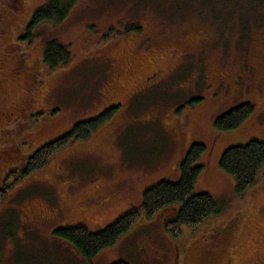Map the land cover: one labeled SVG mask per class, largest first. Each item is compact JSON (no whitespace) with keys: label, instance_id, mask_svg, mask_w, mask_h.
I'll list each match as a JSON object with an SVG mask.
<instances>
[{"label":"rangeland","instance_id":"obj_1","mask_svg":"<svg viewBox=\"0 0 264 264\" xmlns=\"http://www.w3.org/2000/svg\"><path fill=\"white\" fill-rule=\"evenodd\" d=\"M45 2L0 0V110L17 111L21 122L28 117L26 128L2 125L0 151L17 143L11 160L23 159L75 123L115 110L88 139L58 151L43 169L23 179L11 171L0 178V264H264V166L243 199L219 167L227 148L264 141V0H77L62 23L41 24L30 43L23 41L19 36L31 14ZM135 20L155 37L166 22V46L155 52L166 51V68L142 85L157 64L133 67L120 75L116 92L104 96L109 77L101 43L132 37L127 32ZM52 39L68 47L71 60L46 71L40 51ZM249 65L258 68L253 79L244 71ZM240 74L249 90L237 89ZM243 103L253 106L252 114L217 133L214 120ZM193 143L205 147L194 193L211 195L220 216L188 232L183 228L173 242L163 214L144 220L140 212L131 230L89 260L54 235L61 204L84 207L63 227L89 232L140 209L147 188L177 180L171 170ZM12 164L6 166L18 172ZM41 213L54 217L40 219ZM234 217L238 222L231 227Z\"/></svg>","mask_w":264,"mask_h":264},{"label":"trees","instance_id":"obj_2","mask_svg":"<svg viewBox=\"0 0 264 264\" xmlns=\"http://www.w3.org/2000/svg\"><path fill=\"white\" fill-rule=\"evenodd\" d=\"M76 1L46 0L43 6L31 14L19 38L30 43L33 38L32 32L37 26L44 23L52 25L62 23ZM70 60L71 54L68 47L57 40H48L42 45L40 63L46 71L60 69L69 64ZM114 110L115 108L110 107L91 119L77 122L68 131L43 143L27 157L26 164L20 171L12 170L10 176L23 179L43 169L55 153L73 142L88 139L98 127L110 119ZM252 112L253 106L249 103L237 105L214 120V129L217 133L233 130ZM204 150L205 147L202 144H191L179 163L171 170L173 174L178 175L177 180L171 182L161 179L147 188L143 193L140 209L129 210L98 232H89L84 226L73 228L58 226L54 235L67 241L82 257L89 260L112 247L121 235L131 230L141 212L144 220L163 214L161 218L163 228L175 242L182 236L183 228L186 232L191 231L221 215L220 208L211 195L194 193L196 180L203 172V165L198 159ZM263 166L264 141L262 140H250L244 145L229 147L222 153L219 160V167L233 177L237 196L241 199L258 183ZM4 187L9 188L7 185ZM232 220L231 227L238 222V218L234 217ZM226 227L227 225L223 230ZM226 232L227 228L223 234ZM110 264L128 263L117 260Z\"/></svg>","mask_w":264,"mask_h":264},{"label":"flooded vegetation","instance_id":"obj_3","mask_svg":"<svg viewBox=\"0 0 264 264\" xmlns=\"http://www.w3.org/2000/svg\"><path fill=\"white\" fill-rule=\"evenodd\" d=\"M134 22H135L134 27L130 28L129 30L130 32H127L128 33L127 35L130 34L132 35V37L130 38L116 37L104 43L100 42L101 45L105 46V50L103 51L100 58L101 65L102 67L103 66L105 67L104 71H107V77H109L105 81L103 86V89L105 90L103 93L104 96L114 94L117 90V84H118L117 82L120 75L122 73H126L128 70L132 69L133 67L145 70V68H148L153 64H157L155 67L153 65V67L150 69V70L153 69L154 70L142 81V85L153 81L166 68V61L168 57L166 51H163V53L161 54L155 53L162 46H166V41H164V39H166V22H160L164 25V27L162 28L160 34H158L159 35L158 37L152 36L150 32L147 31V25L144 22L142 23L141 21L138 20H135ZM160 37L163 38V41L159 40ZM262 42L264 43V38L262 39ZM173 43H175L176 45H181L182 41L173 39ZM174 50L175 48H173L172 51ZM153 57H155L156 60ZM260 61L264 63V54L262 55ZM29 67L30 66H26V68ZM257 69L258 68H256V66L249 65L247 69L244 71L245 73H247L248 76H252L249 77L250 79H253ZM223 74L224 73L222 72L220 75L222 76ZM226 75L227 74H225L224 76ZM244 80L245 79L242 78V74L237 75L236 83L239 84V87L237 89L241 88L244 91H246L251 88L250 84H248ZM221 82L224 84L225 82L224 77ZM219 84L223 86L221 83ZM137 86L136 88H138ZM226 92L228 93V90H226ZM30 104H32V102ZM39 109H41V107H39ZM18 117L21 118V116H18L17 111L16 113L15 112L9 113L0 110V131L3 132V128L1 127L4 124H11L13 127L12 130L14 129V131H16L18 127L23 125L24 128H26V120L28 117L25 118L24 122H21ZM180 133L181 132H179V134ZM19 145H21V143ZM9 146L10 148L6 149V151L4 152L0 151V170H2L3 173L1 174L0 178H4V176L9 174V171H12L14 169V168L10 169L8 166H6L9 162L14 163L10 166L13 167L15 166V169L18 166L17 170H19L21 169V167H23L26 164V159L28 157V155H26L23 157V159L18 158L11 160V158L14 157V149L15 151L16 149H18V144L17 143L10 144ZM2 186H6V184H2ZM60 206L61 208H58V214L60 216V223L58 224L59 226H63L65 224V221H67L75 213L80 214L81 209H79V207L84 209V207L80 205L69 206L67 204H64L62 206L61 204ZM38 216L40 219H45V217L48 218L54 217L53 213H49L46 216H44V214L41 213V215L38 214ZM45 220H49V219L46 218ZM224 264L226 263L224 262Z\"/></svg>","mask_w":264,"mask_h":264}]
</instances>
